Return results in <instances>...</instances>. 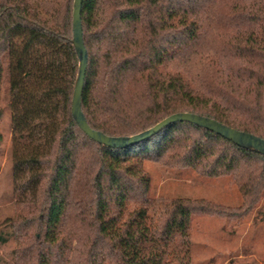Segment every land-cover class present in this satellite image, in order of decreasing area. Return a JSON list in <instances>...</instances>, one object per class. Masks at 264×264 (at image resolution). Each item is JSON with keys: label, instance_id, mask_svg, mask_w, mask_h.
I'll return each mask as SVG.
<instances>
[{"label": "trees", "instance_id": "16d2710c", "mask_svg": "<svg viewBox=\"0 0 264 264\" xmlns=\"http://www.w3.org/2000/svg\"><path fill=\"white\" fill-rule=\"evenodd\" d=\"M27 1L0 0V90L5 76L13 184L31 217L13 226L40 232L35 264H189L191 216L231 213L150 198L138 166L172 155L209 177L235 174L254 203L264 155L189 122L126 148L93 141L71 115L73 0ZM81 25L91 129L130 137L187 112L264 139V0H83Z\"/></svg>", "mask_w": 264, "mask_h": 264}, {"label": "rangeland", "instance_id": "374dc122", "mask_svg": "<svg viewBox=\"0 0 264 264\" xmlns=\"http://www.w3.org/2000/svg\"><path fill=\"white\" fill-rule=\"evenodd\" d=\"M6 1L20 9L30 7L27 0ZM261 44L264 47V29ZM0 114V264H35L32 243L35 238L42 241L40 232L34 225L23 228L21 233L18 226H13L22 218L26 226L25 220L31 217L18 209L26 194L15 191L13 184L12 113L5 76L0 90ZM175 160L170 155L138 166L140 174L149 180L150 198L167 205L176 200L203 202L231 213L191 216L189 264H264V190L253 203V196H245L235 174L209 177L200 170L182 167ZM22 234H26V241L19 239Z\"/></svg>", "mask_w": 264, "mask_h": 264}, {"label": "water", "instance_id": "95a60500", "mask_svg": "<svg viewBox=\"0 0 264 264\" xmlns=\"http://www.w3.org/2000/svg\"><path fill=\"white\" fill-rule=\"evenodd\" d=\"M82 2L83 0H73L72 4L71 43L78 57V72L72 94L71 115L78 128L86 136L109 148H126L150 138L172 123L189 122L221 136L238 147L249 149L255 153L264 155V139L249 133L235 130L211 118L187 112L172 114L157 123L152 128L130 137H109L101 132L91 129L81 111V94L87 67V52L83 43L81 25Z\"/></svg>", "mask_w": 264, "mask_h": 264}]
</instances>
